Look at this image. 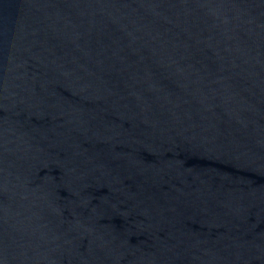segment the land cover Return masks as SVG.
Masks as SVG:
<instances>
[{
	"label": "water",
	"instance_id": "obj_1",
	"mask_svg": "<svg viewBox=\"0 0 264 264\" xmlns=\"http://www.w3.org/2000/svg\"><path fill=\"white\" fill-rule=\"evenodd\" d=\"M0 264H264V0H0Z\"/></svg>",
	"mask_w": 264,
	"mask_h": 264
}]
</instances>
